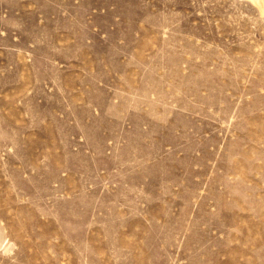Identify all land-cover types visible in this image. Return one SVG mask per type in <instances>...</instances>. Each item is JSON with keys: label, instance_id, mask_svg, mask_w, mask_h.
Returning <instances> with one entry per match:
<instances>
[{"label": "rangeland", "instance_id": "374dc122", "mask_svg": "<svg viewBox=\"0 0 264 264\" xmlns=\"http://www.w3.org/2000/svg\"><path fill=\"white\" fill-rule=\"evenodd\" d=\"M0 264H264V0H0Z\"/></svg>", "mask_w": 264, "mask_h": 264}, {"label": "bare ground", "instance_id": "6f19581e", "mask_svg": "<svg viewBox=\"0 0 264 264\" xmlns=\"http://www.w3.org/2000/svg\"><path fill=\"white\" fill-rule=\"evenodd\" d=\"M255 3H257L258 5H260L261 0H253Z\"/></svg>", "mask_w": 264, "mask_h": 264}]
</instances>
